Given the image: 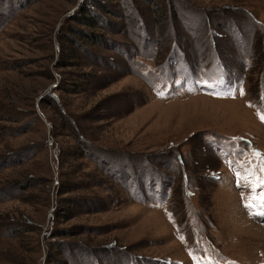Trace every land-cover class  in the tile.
<instances>
[{
	"label": "rangeland",
	"instance_id": "1",
	"mask_svg": "<svg viewBox=\"0 0 264 264\" xmlns=\"http://www.w3.org/2000/svg\"><path fill=\"white\" fill-rule=\"evenodd\" d=\"M262 113L264 0H0V264H264Z\"/></svg>",
	"mask_w": 264,
	"mask_h": 264
},
{
	"label": "snow or ice",
	"instance_id": "2",
	"mask_svg": "<svg viewBox=\"0 0 264 264\" xmlns=\"http://www.w3.org/2000/svg\"><path fill=\"white\" fill-rule=\"evenodd\" d=\"M208 86L213 87L214 85ZM234 91L236 90L230 88L228 89V94ZM239 93L240 95L245 94L242 88L239 89ZM158 94L163 93L159 92ZM213 94L220 95L221 93L217 92ZM260 119L264 121V113L260 115ZM252 156L254 157L253 160H246L245 163L241 165L243 172L237 170V186L249 189V194L244 206L249 209L250 215L264 216V153L259 152V150H253ZM232 163L234 162L229 161L230 166ZM253 165L255 166L253 167ZM242 199H244L243 193ZM193 259L194 264H200V261L196 260L195 257H193ZM206 264H214V262L209 258ZM215 264H219V262L216 261Z\"/></svg>",
	"mask_w": 264,
	"mask_h": 264
},
{
	"label": "bare ground",
	"instance_id": "3",
	"mask_svg": "<svg viewBox=\"0 0 264 264\" xmlns=\"http://www.w3.org/2000/svg\"><path fill=\"white\" fill-rule=\"evenodd\" d=\"M246 224H247V226H248V225H250V226H251V225H254V224H252V222H250V221H246ZM251 227H253V226H251ZM254 227H255V226H254ZM257 229H258V228H257Z\"/></svg>",
	"mask_w": 264,
	"mask_h": 264
}]
</instances>
